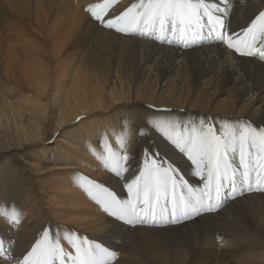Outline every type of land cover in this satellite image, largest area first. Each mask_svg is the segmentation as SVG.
<instances>
[{
	"label": "bare ground",
	"instance_id": "6f19581e",
	"mask_svg": "<svg viewBox=\"0 0 264 264\" xmlns=\"http://www.w3.org/2000/svg\"><path fill=\"white\" fill-rule=\"evenodd\" d=\"M102 2L0 0V80L8 82L0 92V157L10 148L28 153L21 170L0 163V206L9 211L15 207L18 219H26L17 222H24L25 231L14 238L0 223V241L4 240L8 255L20 261L42 239L48 230L45 222L50 220L61 246L71 256L76 255V249L65 234H71L82 247L93 249L97 264H264V194L257 191L237 196L216 214L157 229L119 221L93 198L95 189L87 176L70 167L50 179L51 190L45 188L47 185L34 189L33 160H41L34 148L45 128L41 119L52 120L50 111L60 114L58 121L71 111L72 115H87L108 114L124 106L137 110L130 119L135 124L142 122L141 128L123 124L120 112H124L125 121L130 114L120 109L100 122H106L105 126L100 124L103 135L95 133L96 119L89 120L84 136L79 133L64 142L59 139L66 148L51 158H62L65 165L78 167L124 201L132 194L127 184L147 171L146 159L151 165L154 153H159L164 167L171 166L184 183L198 187L206 182L207 172H201L170 142L156 128L157 122L176 125L174 138L201 125L205 131L212 127L218 135L224 129L245 126L264 129V58L258 53L242 54L243 48L238 52L222 41L194 45L193 39H187L162 45L160 40L138 32L117 31L128 27L126 20L109 28L86 10ZM133 3L137 0H116L104 19L120 17ZM205 3L211 20L220 19V30L240 34L242 39L244 30L264 12V0ZM209 23L207 16L200 20L201 25ZM260 47L258 40L255 48ZM12 83L31 90L39 101L28 102L33 97L24 89L19 95L22 102L7 99L3 95H13ZM104 96L110 97V104ZM23 116L32 120L27 124ZM128 132L134 135L126 140ZM122 140L126 144L122 145ZM113 152L117 157L128 156L120 161L127 169L121 176L109 170ZM252 155L259 159L256 148ZM229 156L237 160L238 153L230 152ZM263 172V168L256 169L253 174ZM216 237L226 239L230 246L220 248Z\"/></svg>",
	"mask_w": 264,
	"mask_h": 264
},
{
	"label": "snow or ice",
	"instance_id": "6c2138e0",
	"mask_svg": "<svg viewBox=\"0 0 264 264\" xmlns=\"http://www.w3.org/2000/svg\"><path fill=\"white\" fill-rule=\"evenodd\" d=\"M115 2L116 0H103L102 3L89 5L86 10L91 12L92 16L106 27H115L117 21L126 20L128 27L117 28V31L138 32L141 35H148L168 43L184 42L194 38L197 32L203 28V25L200 24L203 16L209 17L210 32L214 31L211 27V10L206 6L205 0H137V3H133L120 17L105 20L104 16L108 7ZM137 9L139 11H136ZM216 23L221 24V28L223 27L219 18L216 19ZM169 37L176 39H169ZM234 37L235 42H233ZM216 39L226 43L229 48H235L238 52L243 48L245 51L242 54L254 55L258 53L261 58H264V12H261L252 21L251 26L244 30L243 39L240 34H225L224 32L217 35ZM258 40L261 47L255 48ZM155 126L181 152L186 153L201 172H207L205 190L200 194L191 192L187 197L182 195L177 200L175 190L179 182L178 177L173 173L171 166L164 167L159 159V153H154L152 154L151 165L147 164L146 159L147 171H142L140 176L127 184V188L133 194L136 202L133 200L120 201L113 192L99 182L88 181L91 188L95 189L93 198L98 203H102L106 210H110V214L119 219L134 218L137 214V203H143L145 208L141 210L152 213L154 218L156 205H159L162 196L167 202L169 191L172 195V207L168 209L165 206L161 209L162 211H171L175 215L177 212L188 214L205 207L211 210L214 207L213 201H219L224 194L222 189L225 178L229 180L234 191L237 171L243 169L240 171L243 182L249 179V173L255 172L256 167L264 168V129L257 131L245 126L240 129H224L218 135L212 127L209 126L205 131L201 125L199 128L186 129L187 135H179L178 138H174L172 134L177 130L176 125L157 122ZM124 144L126 141L122 140V145ZM253 148H256L259 153L258 164H254L252 160ZM230 152L238 153L239 165L236 169L232 168L229 159ZM145 154L147 157V150H145ZM111 158L114 159V163L109 170L117 176H121L122 172L127 169L121 166L120 161H126L128 156L125 154L117 157V154L113 152ZM256 176L258 182L264 180V176H260L259 173H256ZM181 186L184 187L185 185L181 184ZM213 192L215 196H213ZM141 193H143L142 200ZM206 198L207 204L205 203ZM153 199L155 204H153ZM0 215L10 221L18 222L19 212L15 207L9 211L0 206ZM129 222H132L131 219ZM64 238L76 249L75 256H71L61 247L59 238H51L49 231L45 230L42 239L35 243L31 251L24 255L18 264H54L57 260L60 261V264H65L66 258L70 256L73 264H97V254L93 249L84 248L75 243L71 234H65ZM3 245L4 242L0 241V251H3ZM99 251L107 253L106 249Z\"/></svg>",
	"mask_w": 264,
	"mask_h": 264
},
{
	"label": "rangeland",
	"instance_id": "374dc122",
	"mask_svg": "<svg viewBox=\"0 0 264 264\" xmlns=\"http://www.w3.org/2000/svg\"><path fill=\"white\" fill-rule=\"evenodd\" d=\"M5 82H7V81H5ZM5 82L3 80H0V92H3L4 87L6 85ZM11 85L14 88L13 95H9L8 97L6 95H3L7 99H9L11 101L22 102V99L20 98L19 95H20V91L22 89H24V91L26 93H28V97H33V99L31 101H28V102H38L39 101V97L34 92L29 90L28 88L15 85L13 83ZM104 101H106V104L111 103V99L109 96H104ZM88 107L89 106H87L84 109H87ZM120 109H122L121 111H123V110H125L127 112L129 111V108L127 106L120 107L118 110H114L112 112H108V114H105V113L91 114L90 113L87 115H84V114L78 115L80 113H76V114L72 115L71 114L72 111H71V112L67 113L68 116L63 115V117L60 118L58 121H57V119H58V116L60 114L58 112L52 113L50 111L49 114L52 115L51 122L44 121V119H41V123L45 124V126H44L45 128H44V132L42 133L43 136L38 137L39 138L38 146H36L34 148L35 150L40 152L39 156L41 159L39 162H36L35 160H33V162L35 163V172L33 171L34 172V180H35V183L33 186L34 189L37 190L38 187H40V185H42V186L47 185L45 188H47L48 190H51L50 189L51 186H49L50 179L52 177L58 175L59 172L62 174L64 170H67L66 167H70V169H74L78 174H82L84 176H87V178L90 181H94V179L91 178L89 176V174H87L86 172L82 173L78 167H74L71 165H69V166L65 165L66 162L62 158H58V159H51V158L54 156L55 152H57L58 154H62L66 148L65 146H63L64 144L62 142H60L59 139H61L64 142V140L69 139L70 136H73V135L76 136L79 133H81L82 137H83L85 134L83 128L85 127L86 123L89 120L96 119L95 120V123H96L95 133L103 135L104 128H102V126H100V124H101L100 122L105 121L106 120L105 118H108L110 115H112V114L115 115L116 112H120L119 111ZM134 111H137V110L131 109L129 111L130 116L126 121L123 117L125 114L122 115L124 112H122V113L120 112L119 118H120L122 123L124 122L123 124L131 125V126H134L135 128L136 127L141 128L143 126L142 122H140L139 124H135V122L130 119L131 114ZM23 117L28 119V121H26L27 124H28V122H30L32 120V118L30 116H23ZM75 117H76V119H74ZM80 123H82L81 126H80ZM89 124H91V122H89ZM101 125L105 126L106 122H104ZM64 133H66L65 136H63ZM133 135H134L133 133L128 132L125 136V139L127 140V138L133 137ZM85 137H87V136L85 135ZM137 137H141V136L138 134ZM142 137L145 139V135H142ZM45 144L48 146H46ZM4 146H6V145H4ZM43 147H44V150H41ZM99 147L104 148L105 145L103 146V145H101V143H99ZM68 148H69V146H68ZM105 150H103L104 153H105ZM27 157H28V153H26L24 150L10 148V149H8V151L6 153H4V155L2 157H0V163H4V164L6 163L9 165H12V167L14 169L21 170V168L24 167L23 166L24 163L28 160ZM159 157H162V156L159 155ZM49 160L52 161V163L49 162ZM25 168H27V167L25 166ZM51 168H53L55 170H52ZM88 184H89V182H88ZM41 203H45V201L41 200ZM43 206L45 207V205H43ZM20 219H23L24 222L26 221L25 218L20 217ZM20 219H18V222L20 221ZM24 222L21 221L20 222L21 225H20L17 222L10 221L9 219H6L3 215H0V223L4 224V226H6V228L10 232V234H12L11 235L12 238L16 237L17 233H21V232L25 231L23 228ZM45 224L48 226V231H49L50 237L51 238H57L56 232H55V227H54L55 224L53 225V223L50 220L46 221ZM2 241L4 242L3 239H2ZM216 243L218 244V246H220V248H226V247L230 246V244L226 241V239H224L222 237H216ZM4 244H5V242H4ZM8 254H10V253L8 252L5 245H3V251H0V264H18V262H15V261H17V259L14 256H11ZM69 258H71V257L66 258V261H69V263L65 262V264H71L72 263V259L69 260Z\"/></svg>",
	"mask_w": 264,
	"mask_h": 264
}]
</instances>
